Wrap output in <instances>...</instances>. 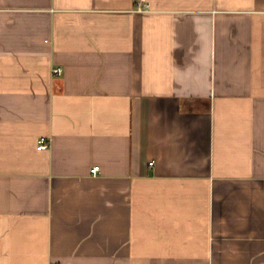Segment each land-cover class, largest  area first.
<instances>
[{
	"label": "crops",
	"instance_id": "1",
	"mask_svg": "<svg viewBox=\"0 0 264 264\" xmlns=\"http://www.w3.org/2000/svg\"><path fill=\"white\" fill-rule=\"evenodd\" d=\"M146 1L0 0V264H264V0Z\"/></svg>",
	"mask_w": 264,
	"mask_h": 264
},
{
	"label": "built area",
	"instance_id": "2",
	"mask_svg": "<svg viewBox=\"0 0 264 264\" xmlns=\"http://www.w3.org/2000/svg\"><path fill=\"white\" fill-rule=\"evenodd\" d=\"M135 8L136 10L138 11H145L146 9H148V3L146 0H135ZM53 72L54 73H57V74H60L61 73V68L60 67H57V68H54L53 69ZM50 146L49 144V140L47 137L45 136H41L38 141H37V144H36V148L38 150H45V149H48ZM150 164H152V162H150ZM99 166L96 165V166H93L91 169H90V174L92 175H95L98 171H99Z\"/></svg>",
	"mask_w": 264,
	"mask_h": 264
}]
</instances>
